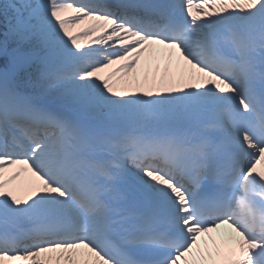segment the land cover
Returning a JSON list of instances; mask_svg holds the SVG:
<instances>
[{"label": "snow or ice", "instance_id": "6c2138e0", "mask_svg": "<svg viewBox=\"0 0 264 264\" xmlns=\"http://www.w3.org/2000/svg\"><path fill=\"white\" fill-rule=\"evenodd\" d=\"M0 15V264H264V0Z\"/></svg>", "mask_w": 264, "mask_h": 264}, {"label": "bare ground", "instance_id": "6f19581e", "mask_svg": "<svg viewBox=\"0 0 264 264\" xmlns=\"http://www.w3.org/2000/svg\"><path fill=\"white\" fill-rule=\"evenodd\" d=\"M154 68H155V62H153V63L151 64V66L149 65L148 70L150 71V70H152V69H154Z\"/></svg>", "mask_w": 264, "mask_h": 264}]
</instances>
